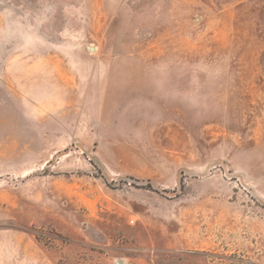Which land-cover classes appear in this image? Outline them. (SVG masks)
<instances>
[{
    "label": "rangeland",
    "instance_id": "1",
    "mask_svg": "<svg viewBox=\"0 0 264 264\" xmlns=\"http://www.w3.org/2000/svg\"><path fill=\"white\" fill-rule=\"evenodd\" d=\"M0 264H264V0H0Z\"/></svg>",
    "mask_w": 264,
    "mask_h": 264
},
{
    "label": "trees",
    "instance_id": "2",
    "mask_svg": "<svg viewBox=\"0 0 264 264\" xmlns=\"http://www.w3.org/2000/svg\"><path fill=\"white\" fill-rule=\"evenodd\" d=\"M144 186H145L146 188H151L150 183H147V184H145Z\"/></svg>",
    "mask_w": 264,
    "mask_h": 264
}]
</instances>
